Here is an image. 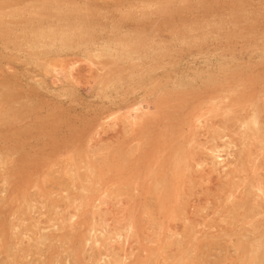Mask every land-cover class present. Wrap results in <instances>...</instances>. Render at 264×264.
I'll list each match as a JSON object with an SVG mask.
<instances>
[{
	"label": "rangeland",
	"instance_id": "374dc122",
	"mask_svg": "<svg viewBox=\"0 0 264 264\" xmlns=\"http://www.w3.org/2000/svg\"><path fill=\"white\" fill-rule=\"evenodd\" d=\"M0 17V264H264V0Z\"/></svg>",
	"mask_w": 264,
	"mask_h": 264
},
{
	"label": "bare ground",
	"instance_id": "6f19581e",
	"mask_svg": "<svg viewBox=\"0 0 264 264\" xmlns=\"http://www.w3.org/2000/svg\"><path fill=\"white\" fill-rule=\"evenodd\" d=\"M192 4V3H191ZM185 13V12H184ZM2 17H0V19H1ZM3 19V18H2ZM1 19V21L3 22V24H4V20H2ZM27 20V19H26ZM1 22V23H2ZM45 23V22H44ZM32 24V23H31ZM30 25V24H29ZM2 26V25H1ZM0 26V27H1ZM4 26V25H3ZM15 26V25H14ZM64 31V30H63ZM57 31H50V33L48 32L46 35L44 34V38H46L47 36L48 37H50L52 40H55V39H53L52 37H55L56 38V36H57ZM62 34V33H61ZM65 35H66V33H65ZM64 35V36H65ZM39 36V35H38ZM37 36V37H38ZM59 36H60V34H59ZM43 37V36H42ZM67 37V36H66ZM9 38V37H8ZM7 38V39H8ZM13 38V37H12ZM36 38V37H35ZM7 39H5V40H7ZM32 39V38H31ZM57 39V38H56ZM60 39V38H59ZM13 40H15V42H16V39L15 38H13ZM26 40V39H25ZM33 40H34V36H33ZM29 41V43H30V45H32L31 47H39V46H41L42 44H43V42L42 43H40V41H39V43L38 42H36V43H34V41ZM50 40V39H49ZM58 40V39H57ZM62 40H63V38H62ZM7 41H9V39L7 40ZM18 41H20V40H18ZM10 42V41H9ZM14 42V41H13ZM23 42V41H22ZM49 42H51V41H49ZM16 44V43H15ZM21 44V43H20ZM81 44V43H80ZM127 48V47H126ZM39 49V48H38ZM131 50V49H130ZM11 97V96H10ZM8 99V98H7ZM150 140V139H149ZM156 177H158V176H156ZM160 178V177H159ZM103 179V178H102ZM189 263V262H188Z\"/></svg>",
	"mask_w": 264,
	"mask_h": 264
}]
</instances>
